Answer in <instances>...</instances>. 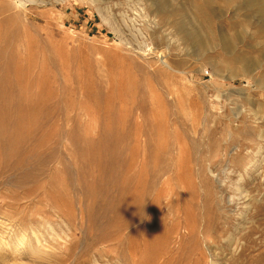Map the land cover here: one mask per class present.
Returning a JSON list of instances; mask_svg holds the SVG:
<instances>
[{"label": "rangeland", "instance_id": "rangeland-1", "mask_svg": "<svg viewBox=\"0 0 264 264\" xmlns=\"http://www.w3.org/2000/svg\"><path fill=\"white\" fill-rule=\"evenodd\" d=\"M187 48L147 0H0V264H264V69Z\"/></svg>", "mask_w": 264, "mask_h": 264}, {"label": "bare ground", "instance_id": "bare-ground-1", "mask_svg": "<svg viewBox=\"0 0 264 264\" xmlns=\"http://www.w3.org/2000/svg\"><path fill=\"white\" fill-rule=\"evenodd\" d=\"M147 1L150 11L159 14L163 21H170L179 40L184 46L190 47L191 52L187 54L188 57L216 53L219 50L221 51L220 60L214 59L213 61L216 72L226 70L231 78L239 74L251 75L257 70L264 69V50L258 52L260 56L256 59L248 56V52L245 53L238 49L239 45H244L240 27L239 29L234 27L233 37L220 29L217 35L213 32L212 23L219 20L221 16L214 9L215 0H183L178 5L173 4L177 0ZM222 4L227 9L235 7L236 13H245V22L252 25L259 37L264 39V0H241L240 2L239 0H222ZM246 47L248 50H254L252 44ZM260 57L262 59H259ZM257 85L260 88L264 86V73L261 80L257 81ZM251 166L252 164L248 165L245 172ZM1 244L2 242L0 246ZM15 248L21 249V246L17 245Z\"/></svg>", "mask_w": 264, "mask_h": 264}]
</instances>
